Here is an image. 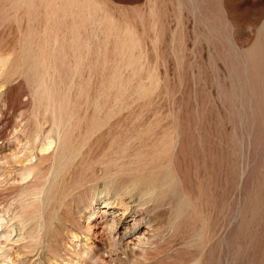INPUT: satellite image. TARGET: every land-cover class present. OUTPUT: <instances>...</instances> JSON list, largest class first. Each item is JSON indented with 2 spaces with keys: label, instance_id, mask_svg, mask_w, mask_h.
I'll list each match as a JSON object with an SVG mask.
<instances>
[{
  "label": "rangeland",
  "instance_id": "1",
  "mask_svg": "<svg viewBox=\"0 0 264 264\" xmlns=\"http://www.w3.org/2000/svg\"><path fill=\"white\" fill-rule=\"evenodd\" d=\"M35 1L0 0V264H264V0Z\"/></svg>",
  "mask_w": 264,
  "mask_h": 264
},
{
  "label": "bare ground",
  "instance_id": "2",
  "mask_svg": "<svg viewBox=\"0 0 264 264\" xmlns=\"http://www.w3.org/2000/svg\"><path fill=\"white\" fill-rule=\"evenodd\" d=\"M16 1V3L18 4V5H23L25 8H27V10H28V12L31 14V13H34L35 11H36V9H37V6H38V4H37V2L35 1V0H15ZM55 38V37H54ZM52 60L53 61H55L56 60V58L55 57H53L52 58ZM3 62H1V64L0 65H3L2 64ZM2 67V66H1ZM44 85V84H43ZM125 85V84H124ZM83 87H85V86H83ZM121 88L123 87V86H120ZM119 87V88H120ZM84 90V89H83ZM122 95V94H121ZM58 122V121H57ZM59 123V122H58ZM56 125V124H55ZM56 128H58V125H57V127ZM57 130V129H56ZM41 132V131H40ZM80 132V131H79ZM95 131H84V133H86V135L87 136H90L92 133H94ZM103 133V132H102ZM106 133V132H105ZM104 133V134H105ZM109 134V133H108ZM102 135V134H101ZM115 136V135H114ZM43 137V136H42ZM41 137V138H42ZM57 137V138H56ZM56 137H54V136H47L46 138H45V140H44V142H43V144H42V147H41V150L42 151H48L52 146H53V144L55 143L56 144V142H57V140H59L60 138H61V133L60 132H58L57 133V136ZM38 138V137H37ZM33 139H35V138H33ZM33 141H35V140H33ZM114 141H115V139H114ZM171 142H172V139H170V138H163L158 144H157V147H156V153H158L159 154V156H161V157H168L169 156V154H170V144H171ZM40 143V142H39ZM40 147V146H39ZM40 149V148H39ZM69 158H72V155L69 157ZM108 161V160H107ZM69 162V161H68ZM68 162H66V165H67V163ZM25 171V170H24ZM85 170L83 169V173H81V177H83L84 175H86L85 174V172H84ZM26 172V171H25ZM29 173L31 172V171H28ZM110 172V171H109ZM151 174H154V172H143V171H141V170H138V172H137V174L132 178V179H134L135 180V184H141L142 186L144 185V190H148V191H154L155 190V188H156V186L157 185H155V183L157 182V181H159V180H163V181H165L166 182V184L168 185L169 184V182L171 181V177H170V175H169V173H167V170H165V169H162L160 172H159V174H157V173H155V178L154 177H152L151 176ZM23 175V174H22ZM26 177V176H25ZM24 177V178H25ZM113 181V182H112ZM111 181V183H113V184H110L111 186H114V185H117V184H115L116 183V181L115 180H112ZM110 182V181H109ZM98 183V182H97ZM164 184V183H163ZM162 184V185H163ZM92 185V184H91ZM106 186V185H105ZM120 186H122V185H120ZM126 187V186H125ZM110 188H112V187H108V188H103L102 189V191H106L107 193H108V191H110ZM115 188V187H114ZM127 188V187H126ZM89 189V188H88ZM124 190V189H123ZM112 192V191H111ZM126 192V191H125ZM125 192H123L124 194H125ZM82 193V192H81ZM116 193L118 194L119 192H117V190H116ZM115 193V194H116ZM123 194V195H124ZM122 195V194H121ZM122 195V196H123ZM84 198V197H83ZM96 198V197H95ZM121 198H123V197H121ZM81 199V198H80ZM80 199H79V201H80ZM118 199V198H117ZM82 200V199H81ZM94 200V199H93ZM120 200V199H119ZM81 202V201H80ZM83 203V202H82ZM119 203H121L120 205H119V207L121 208V210H122V212H123V214L127 211V209H128V205L125 203V201H124V199H122L121 200V202H119ZM104 211H106V210H104ZM93 213V212H92ZM92 213L90 214V215H88V218H90V216L92 215ZM115 222H114V220L112 221V224H111V227L113 226V224H114ZM87 225H89V224H87ZM110 226V225H109ZM110 228V227H109ZM111 229V228H110ZM74 235H76L75 233H74ZM73 235V236H74ZM139 241H140V239H139ZM140 243V242H139ZM85 247H87V246H85ZM91 248V247H90ZM53 261H55V260H53ZM77 262V261H76ZM55 263V262H54ZM66 263H68V262H66ZM71 263V262H70ZM55 264H57V263H55ZM72 264V263H71ZM76 264V263H75Z\"/></svg>",
  "mask_w": 264,
  "mask_h": 264
}]
</instances>
